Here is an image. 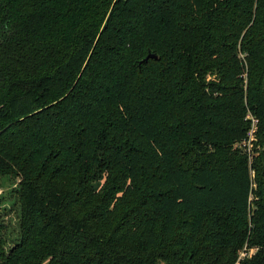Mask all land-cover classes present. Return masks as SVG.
I'll list each match as a JSON object with an SVG mask.
<instances>
[{
  "label": "trees",
  "instance_id": "trees-1",
  "mask_svg": "<svg viewBox=\"0 0 264 264\" xmlns=\"http://www.w3.org/2000/svg\"><path fill=\"white\" fill-rule=\"evenodd\" d=\"M0 177V264H264V0H0Z\"/></svg>",
  "mask_w": 264,
  "mask_h": 264
},
{
  "label": "rangeland",
  "instance_id": "rangeland-1",
  "mask_svg": "<svg viewBox=\"0 0 264 264\" xmlns=\"http://www.w3.org/2000/svg\"><path fill=\"white\" fill-rule=\"evenodd\" d=\"M12 183L7 177H0V236L8 243L18 237L19 206L10 192Z\"/></svg>",
  "mask_w": 264,
  "mask_h": 264
},
{
  "label": "built area",
  "instance_id": "built-area-1",
  "mask_svg": "<svg viewBox=\"0 0 264 264\" xmlns=\"http://www.w3.org/2000/svg\"><path fill=\"white\" fill-rule=\"evenodd\" d=\"M253 124H254V120H253ZM255 128L252 125V128L249 131V136L253 137V132H254ZM256 248H247L246 246L243 247V249L241 250L240 254H239V258L237 260V262L235 264H240L241 259H243L244 257H251V255L255 252Z\"/></svg>",
  "mask_w": 264,
  "mask_h": 264
},
{
  "label": "water",
  "instance_id": "water-1",
  "mask_svg": "<svg viewBox=\"0 0 264 264\" xmlns=\"http://www.w3.org/2000/svg\"><path fill=\"white\" fill-rule=\"evenodd\" d=\"M149 58H156L154 53L149 52V54L144 58V61H147Z\"/></svg>",
  "mask_w": 264,
  "mask_h": 264
}]
</instances>
